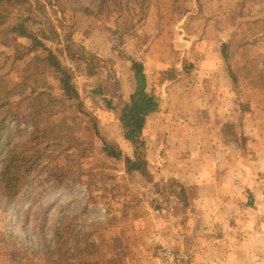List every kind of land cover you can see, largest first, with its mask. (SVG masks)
Masks as SVG:
<instances>
[{
  "label": "rangeland",
  "instance_id": "1",
  "mask_svg": "<svg viewBox=\"0 0 264 264\" xmlns=\"http://www.w3.org/2000/svg\"><path fill=\"white\" fill-rule=\"evenodd\" d=\"M90 4L94 6V0L66 5L65 13L47 3L43 24L34 29L43 32L44 42L55 52L64 47V39L70 35L76 43L97 53L102 63L116 70L109 79L104 75L90 76L83 64L65 55L62 57L65 65L75 72V84L90 112L98 118L102 136L117 142L132 157L133 146L130 145L132 150L128 153L127 147L121 145L119 140L123 137L116 116L94 95V89L103 84L106 92L124 96L132 92L133 73L124 54L139 56L145 52L147 63L156 66L159 61L161 64L148 69L150 79L154 84H161L163 92L169 71L176 67L174 60L182 59L169 44L180 43L173 30L189 22V29H185L191 33L197 29L196 33L203 31L199 36L204 37L207 32L209 39L201 51L198 50L200 43L196 46V53L202 52L204 59L230 64L239 78L240 94L234 92L228 66L224 65L226 81L217 87L226 93L213 100L211 115L204 114L206 111L202 114L216 127L205 138L211 142L203 145L204 155H208L207 166L213 165L209 155L215 150L219 163L236 170L237 178L243 171V178L237 179V190L242 193L239 201L252 207L257 211L258 220L264 221V0H146L131 15L116 14L111 18L85 13L82 7ZM124 22L128 24L120 26ZM120 32L126 34L122 36ZM17 39L12 33L0 35V75L8 74L10 88L20 94L26 86L27 62L33 54L46 55L47 51L37 48L33 54L20 58L30 41ZM225 39L228 59L222 52ZM211 46H217L216 57ZM138 47L142 51H137ZM199 58L196 55L187 60L197 62ZM168 60L173 65H168ZM48 75L54 92L62 95L57 76ZM188 77L190 72L180 79L188 80ZM233 96L234 100L242 101V109L238 104L230 106L228 100ZM19 127L13 144L26 141L33 130L29 123ZM82 136L88 137L89 133L83 132ZM153 140H147L151 180L128 173L122 161L105 158L101 150L103 143L98 137L76 148L68 144L49 148L43 154L44 169L36 179L35 196L27 199L20 211L7 204L0 180V264H162L164 252L171 248L180 259L178 249L163 236H155L156 230L147 220L152 218L148 216L150 210L174 201L176 195L183 200L175 182L166 179L163 185L159 181L160 173L166 168L160 160L165 153L162 140ZM72 144L75 147L77 143ZM45 146L40 144L41 148ZM7 150L6 145L0 147V173L8 157ZM164 172L170 178L174 168ZM255 188L257 193L253 191ZM221 192L218 185L217 193ZM236 198H239L237 191ZM219 201H223L221 196ZM240 213L248 217L250 212ZM211 229L216 230L214 226ZM63 241L64 251L54 252L55 246H62Z\"/></svg>",
  "mask_w": 264,
  "mask_h": 264
},
{
  "label": "trees",
  "instance_id": "2",
  "mask_svg": "<svg viewBox=\"0 0 264 264\" xmlns=\"http://www.w3.org/2000/svg\"><path fill=\"white\" fill-rule=\"evenodd\" d=\"M146 0H94V6H83L87 14L95 17L111 18L113 15L132 14L135 7L143 5ZM80 2V0H0V35L15 34L19 40H29V46L24 47L23 55L33 54L37 48L45 49L46 55L33 54L25 67L26 82L22 93L17 94L10 88L8 74L0 75V147L6 145L7 160L0 173L1 190L7 198V204L12 209L20 211L27 199L35 196L38 176L44 169L43 154L51 147L71 145L79 147L83 143L98 137L102 143V153L105 158L115 162H124L125 171L137 173L149 178L148 168V141L144 136L147 117L161 110L165 104V96L161 91V84H154L149 80L145 64V52L139 56L124 54L130 69L134 74L135 87L126 97L117 92H106L103 84L94 89L107 109L111 110L120 126L122 137L134 149V156L128 155L117 142L104 138L99 130V120L86 106L85 99L75 84V72L65 65L62 57L67 56L73 62L83 64L87 75H104L109 79L116 70L102 63V59L87 47L76 43L70 35L65 37L64 47L55 52L43 40V32H37L34 27L43 24V16L47 14V3L66 13V5ZM92 6V7H91ZM73 10H76L74 7ZM128 22L121 23L126 26ZM121 28V27H120ZM125 35L126 32H120ZM17 39V40H18ZM18 40V41H19ZM17 41V42H18ZM227 42L222 45V52L228 59ZM14 45L20 46L17 43ZM22 47V46H21ZM137 51H142L138 47ZM120 53V51H119ZM124 53V52H123ZM62 54V56H61ZM226 61V60H225ZM227 65V62H226ZM228 75L234 84V92L239 94V78L230 64ZM197 68V63L185 60L179 68L169 71L165 83L178 81L184 74ZM48 74L56 75L63 91L62 95L54 92L49 83ZM118 75V74H117ZM238 107L242 109L243 103L238 98ZM29 123L33 130L26 141L13 144L20 127ZM89 133L88 137L82 133ZM72 143L75 144V147ZM40 144L46 145L44 148ZM66 147V146H65ZM71 149V148H69ZM2 151V150H1ZM182 202L186 203L184 191ZM169 201V200H168ZM66 248L57 244L54 252H62Z\"/></svg>",
  "mask_w": 264,
  "mask_h": 264
},
{
  "label": "crops",
  "instance_id": "3",
  "mask_svg": "<svg viewBox=\"0 0 264 264\" xmlns=\"http://www.w3.org/2000/svg\"><path fill=\"white\" fill-rule=\"evenodd\" d=\"M189 24L187 22L184 27L179 25L178 29L173 30L180 43L169 44L172 51L175 49L182 57L180 60H174L173 64L176 63L177 68L181 67L185 60L200 55L199 60H196L197 68L190 72L188 80L179 79L164 84L166 89L162 93L166 102L160 111L147 117L144 131L148 141L156 139L163 142L165 155L160 160L161 166L166 168L160 173L162 175L158 177L159 181L163 185L166 179L175 182V188L180 187V190L184 191L186 203L176 195L174 201L150 210L148 216L152 218L147 220L150 221L151 227L155 228V236H163L178 249L180 264H264V221L258 220L257 211L239 201L242 193L237 190V179L243 178V171L239 172L237 178L236 170L234 172L230 167L219 163L215 150L209 155V161L213 165L207 166L208 155H204L203 145L211 142L205 138L207 135L210 137V132L216 127L207 122L202 114L206 111L204 114L211 115L213 100L224 97L226 93L222 91V87H217L226 81L223 72L226 62L204 59L202 52L196 53V46L200 43L198 50L201 51L209 35L206 32L204 37L199 36L203 31L196 33L197 29L191 33V30H186L189 29ZM211 48L212 55L216 57L217 46ZM158 62L156 66H151L145 59L149 80L151 72L148 67L161 66ZM167 62L168 65H173L170 60ZM133 79L130 81L132 92L135 87ZM204 83L209 85L204 88ZM176 88H181V91L175 90ZM234 99L233 96L228 100L231 107L237 106ZM223 111L225 113V110ZM119 141L127 147V152L131 153V144L124 138ZM209 149L212 150L213 147ZM170 167L174 168V172H171L169 178L164 171ZM218 185L222 188L220 194L217 193ZM256 190L255 188L253 191L257 193ZM236 191L239 198H236ZM165 192L169 193L168 190ZM220 196L223 201H230H219ZM213 198H216V201H213ZM244 210L250 212L248 217L238 214ZM211 226L216 230H212ZM260 242H263V245L259 244Z\"/></svg>",
  "mask_w": 264,
  "mask_h": 264
},
{
  "label": "built area",
  "instance_id": "4",
  "mask_svg": "<svg viewBox=\"0 0 264 264\" xmlns=\"http://www.w3.org/2000/svg\"><path fill=\"white\" fill-rule=\"evenodd\" d=\"M171 249H168L166 252H164V261L162 264H180L177 254L173 249Z\"/></svg>",
  "mask_w": 264,
  "mask_h": 264
}]
</instances>
